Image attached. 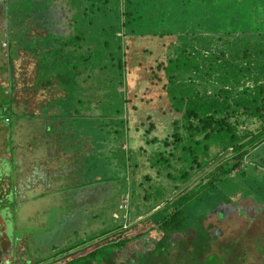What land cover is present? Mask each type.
Segmentation results:
<instances>
[{
	"label": "rangeland",
	"instance_id": "1",
	"mask_svg": "<svg viewBox=\"0 0 264 264\" xmlns=\"http://www.w3.org/2000/svg\"><path fill=\"white\" fill-rule=\"evenodd\" d=\"M134 2L139 3L135 36L147 35L136 37L135 43L152 51L143 63L173 58L181 65H174L149 89L143 88L135 118L126 123L106 118L84 121L86 134L93 135L85 140V148L68 139L61 142L57 136L45 141V150L29 145L33 144L30 133H36L35 125L28 126L25 121L12 134L0 121V201H16L9 205L15 210L12 216L21 262L30 258L32 264L46 263L151 214L232 154V149L211 145L200 154L199 163H191V156L190 160H178L190 155L183 149L190 145V136L203 138L190 125L202 127L200 120L206 115L217 113L224 122L239 127L241 134L264 122L260 114H254L263 104L259 99L264 98V0ZM31 12L26 36L35 42L46 30L34 10ZM18 23L14 19L7 23V16L0 12V97L3 90L9 92L4 55L13 53V110L34 109L39 113L41 106L58 93L56 87H44L38 80L39 59L36 52L19 43L27 28ZM172 42L180 43L188 52L162 56L164 45ZM130 71L129 85L135 88L142 79L141 69L137 66ZM214 103L222 109H216ZM187 107L197 110L198 116H186ZM149 129L151 133L146 135ZM176 133L183 139L177 140ZM81 147L85 151L78 152ZM251 155L261 164L257 171L264 170V145ZM7 160L16 166L6 164ZM183 163L184 168H179ZM97 179L105 181L91 185ZM204 212V224L210 230L205 239L212 243L211 249L204 245L203 255L195 252L193 228L176 231L171 254L161 264H264V200L238 190L233 192L232 201L220 199ZM155 246L141 238L121 253L120 262L138 263L150 256Z\"/></svg>",
	"mask_w": 264,
	"mask_h": 264
},
{
	"label": "trees",
	"instance_id": "2",
	"mask_svg": "<svg viewBox=\"0 0 264 264\" xmlns=\"http://www.w3.org/2000/svg\"><path fill=\"white\" fill-rule=\"evenodd\" d=\"M22 2L0 0V12L7 16V23L14 19L19 22L18 25L27 28L28 15L34 10L46 33L33 42L26 36L30 29L28 27L23 30L25 32H22L19 43L36 52L40 68L38 80L44 87H56L58 96L41 106L39 113L34 109L14 111L16 65L13 53L7 52L4 61L5 70L9 73V92L6 94L3 90L4 93L0 97V121L11 128L12 134L18 124L25 121L28 126L35 125L36 133L30 135L37 149L43 146L41 148L45 150L48 145L45 141L57 136L61 142L68 139L85 148V140L92 139L93 135L89 131V134H86L88 128H84V121L106 118L118 119L121 123L128 122V119L135 118L138 114L140 102L137 99H143V88L149 89L175 66H181L179 62L175 64L173 58H157L148 65L143 63L142 60L152 55V51L145 45L135 43L136 37L147 35L135 36V12L139 3L134 5V0ZM190 50L192 52V49ZM174 52L185 55L188 49L180 43L172 42L164 45L161 54L167 58ZM137 66L141 69L142 79L132 88L129 85V73ZM259 102L263 104L254 114H260L264 119V98L259 99ZM214 107L222 109L217 103H214ZM185 115L198 116V113L197 110L188 108V114ZM216 115L217 113H211L202 118V127L190 125L196 129L198 135H203V138L190 136V145L183 146L190 155L185 154L178 160L183 161L184 157L190 160L191 156V163H199L200 154L209 150L211 145L220 150L232 149V154L215 164L208 173L151 214L134 219L127 226L101 234L90 242L82 243L74 251L68 250L62 256L39 264H120L121 253L141 238L153 241L156 244L155 249L150 256L132 264H161L164 262L162 259L168 260L173 249V233L192 228L195 230L192 242L195 252L203 255L206 252L204 245L207 246L206 249H211L212 243L205 239V235L210 231L204 224L207 219L205 209L214 207L220 199L232 201L233 192L238 190L257 194L264 200V170L257 171L261 164L251 155L264 145V122L247 128L241 134L239 127L233 126L231 122H224L225 118L221 119ZM148 132L151 133L150 129L146 135ZM175 137L177 140L183 139L178 133ZM165 144L171 146L169 141H165ZM220 145H223V148ZM204 146L206 150L203 149ZM80 150L85 151L83 147L78 149V152ZM159 154L170 165L166 154L161 151ZM184 164L179 165V168H184ZM188 172L183 173V176L188 175ZM97 180L91 185L105 181Z\"/></svg>",
	"mask_w": 264,
	"mask_h": 264
},
{
	"label": "flooded vegetation",
	"instance_id": "3",
	"mask_svg": "<svg viewBox=\"0 0 264 264\" xmlns=\"http://www.w3.org/2000/svg\"><path fill=\"white\" fill-rule=\"evenodd\" d=\"M5 163L15 164L13 160H7ZM12 200L7 201V203L0 201V264H32L30 258H25V261L21 262L22 260L18 257L17 245L19 236L17 235V227L13 222L12 216L15 210L13 206L9 205L16 201ZM7 258L9 259L6 260Z\"/></svg>",
	"mask_w": 264,
	"mask_h": 264
},
{
	"label": "crops",
	"instance_id": "4",
	"mask_svg": "<svg viewBox=\"0 0 264 264\" xmlns=\"http://www.w3.org/2000/svg\"><path fill=\"white\" fill-rule=\"evenodd\" d=\"M33 143H34V142H33ZM29 144H30V143H29ZM31 145H32V148H34V147L36 148V145H35V143H34V144H32V143H31Z\"/></svg>",
	"mask_w": 264,
	"mask_h": 264
}]
</instances>
